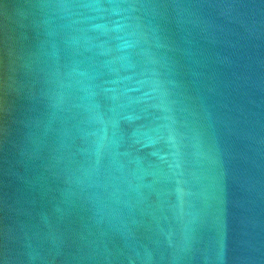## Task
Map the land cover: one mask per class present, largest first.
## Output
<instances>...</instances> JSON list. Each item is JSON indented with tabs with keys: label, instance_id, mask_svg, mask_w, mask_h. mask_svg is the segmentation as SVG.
Segmentation results:
<instances>
[{
	"label": "water",
	"instance_id": "obj_1",
	"mask_svg": "<svg viewBox=\"0 0 264 264\" xmlns=\"http://www.w3.org/2000/svg\"><path fill=\"white\" fill-rule=\"evenodd\" d=\"M0 264H264V0H0Z\"/></svg>",
	"mask_w": 264,
	"mask_h": 264
}]
</instances>
